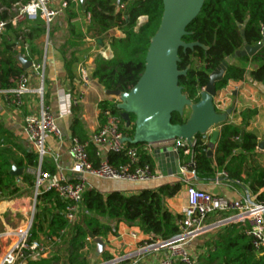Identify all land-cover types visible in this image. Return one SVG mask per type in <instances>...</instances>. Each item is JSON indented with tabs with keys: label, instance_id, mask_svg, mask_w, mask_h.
<instances>
[{
	"label": "trees",
	"instance_id": "trees-1",
	"mask_svg": "<svg viewBox=\"0 0 264 264\" xmlns=\"http://www.w3.org/2000/svg\"><path fill=\"white\" fill-rule=\"evenodd\" d=\"M28 0H0V22H4V32L0 35V91L13 89L16 80L26 75L22 71L15 57L24 52V45L29 51L28 59L38 55L32 42L46 34V28L41 20L36 19L31 25L27 20L16 27L11 20L16 16V4L24 5ZM70 4V3H68ZM123 5L122 9L119 7ZM84 15H89L87 30L96 38H104L111 52V58L98 57L95 61L92 78L105 91L115 90L121 93L128 92L138 81L144 69V59L149 41L155 34L162 15V4L158 0H84L82 7ZM145 17V22L138 25V18ZM248 19V21H246ZM243 30L244 41L241 36ZM116 30L122 37L107 36L110 31ZM264 31V0H204V5L197 18L188 26L189 34L183 38L185 43L197 42L206 47L204 51L195 48L178 52V70L189 68L185 77L179 79L182 93L193 102L198 100L199 93L208 83V75L214 71L226 58H234L244 45L254 46L262 39ZM74 40H80L73 29L69 30ZM103 47V43H102ZM18 50L20 52L18 53ZM244 63L254 65L249 72L253 82L264 86V45L252 58H244ZM75 61L70 57L65 61L66 79L74 83ZM246 70L244 67L229 65L221 83L216 85L219 91L228 81L244 82ZM44 104L47 97L44 94ZM107 101L98 106L102 112ZM111 112L119 115L116 106ZM257 115L256 109H246L239 113L241 126L225 123L219 128L218 137L213 147L212 156H207L208 142L196 137L191 158L193 171L198 178L212 177L215 173H225L227 179L245 185L253 194L256 202H264V168L249 163L250 156L256 152L257 141L253 134L242 129ZM100 120V117H99ZM133 122V118L130 117ZM184 117L172 115L171 124L181 125ZM78 121L73 118L71 123L72 137L81 143L86 142L77 131ZM123 133L131 137L133 128L122 127ZM234 138H238L235 141ZM141 148L143 145L130 146ZM87 154L95 164L94 148L89 145ZM23 161H14L19 168L34 167L37 156L34 153H25ZM10 153L0 150V191L5 188L4 181L13 179L10 176ZM107 160L114 166L127 162L124 154H107ZM140 166L154 165V160L141 153ZM181 184H164L157 189L142 190L131 196L121 193L100 194L93 190L84 193L82 205L85 228H76L66 245L70 249L65 264H88V257L81 255L85 248V240L100 239L113 233L109 226L99 223L97 217L106 218L116 223L137 225L143 234L152 238L168 240L178 232V222L181 216H173L163 208V201L174 197L180 190ZM17 190H13V195ZM40 211L36 214L37 224H32V233L44 232L41 223H47V235H57L67 226L62 216L64 204L55 193L43 194L37 197ZM50 203V208L46 205ZM88 214H94L90 217ZM67 235V234H66ZM66 242L63 237L60 245L53 248L52 255L39 262L28 264H54ZM204 253L197 254V264H264V256L256 252L251 239L245 234V226L232 223L218 229L213 238L205 243ZM193 258V257H192ZM181 264V263H176Z\"/></svg>",
	"mask_w": 264,
	"mask_h": 264
},
{
	"label": "crops",
	"instance_id": "crops-1",
	"mask_svg": "<svg viewBox=\"0 0 264 264\" xmlns=\"http://www.w3.org/2000/svg\"><path fill=\"white\" fill-rule=\"evenodd\" d=\"M63 4H66V7H63ZM50 6L58 11V15L54 18L53 22L46 31V34L32 42L31 46H33L34 51H36L38 55H34L32 59H28L29 51L27 45H24V52L21 53L20 50H18V53L20 52L18 55L32 62V73L27 72V87L29 92L22 98V107L20 109L13 108L8 101H6L5 92L9 90L0 91V150H6L10 153V158H8V162L10 164L9 173L12 177L13 174H11V171L12 168H15L16 175L12 178L16 182V189H20V186L22 185L19 177L23 173V170L27 171L28 169H34L38 165V161L36 166L26 168H19L13 164L14 161H23L25 153L35 154L27 137L23 133L22 127L24 117L28 115H35L39 111L40 97L36 93L37 90L41 89L42 91L43 104L44 94L46 95L47 104L44 105L49 108L62 132L63 139L61 142L50 139L47 142V146L51 151L58 154V167L67 180H71V175L68 172L70 161L67 150L70 139L74 138L72 137L71 128L72 119L75 118L78 121L77 131L80 133V137H83L87 142L90 136L99 128L100 110L98 106L101 102L107 101L104 88L92 78L95 61L98 57H100V52L105 51L108 58H111V52L107 46L106 39L102 38V47V43L101 45H98L97 39L87 30L88 20L82 11L83 5H81L79 0H51ZM27 16L29 18L28 22H30L29 24L31 25L35 21V14L32 10H29L27 12ZM145 20L146 19H142L141 22L144 23ZM70 29L74 30L80 40H74L73 37L70 36ZM107 36H115L118 38L122 37L121 33L116 30L110 31ZM70 57L75 61L73 68V75L75 79L73 84H70L67 81L64 67L65 61ZM244 58L249 57H234L231 59L230 64L245 68L246 75L244 82L228 81L224 88L217 91L214 104L218 112H224L227 109L232 110V114L228 117L226 123H230L235 126H241V119L239 117V113L241 111L246 109H256L257 115L253 117L242 130L246 133L253 134L256 137L258 144L264 141V93L259 92L253 87V81L249 76V72L254 69V65L244 63L242 61ZM35 65H41L39 75L34 69ZM82 73H84L88 78V82L86 84L82 82ZM79 92L82 93V99L76 107H72L71 101ZM185 113H188V111ZM215 130L219 132V128ZM211 152L213 153V148L211 149ZM249 163L253 166L264 168L263 152L257 150L256 148V152H254L249 158ZM154 165L159 171L155 161ZM42 169L49 173L52 178H54L58 172V168L54 166L50 156L43 160ZM217 174L219 173H215L212 177L210 176L207 178H196L189 174L187 175V179L183 182H180V179L175 177L166 179L163 178L162 180L139 184H131L120 181H100L88 177L86 182V191L93 190L103 195L117 192L125 196H131L142 190L157 189L164 184L180 183L181 187L178 193L174 197L163 201V208L173 216H181L184 208L186 207L185 191L186 187L189 185L194 186L197 189H201L208 194L214 196L220 195L229 200L248 199L255 202L253 194L245 185L223 178H220L218 182H215L214 177H216ZM21 193L25 194L24 197H18L23 202V200L28 197L25 196L29 194V189L27 188ZM35 193L36 192H34V196ZM16 194H18V192H16ZM46 206L50 208V203L48 202ZM233 214L234 213H228L220 216L224 219L232 216ZM217 221L219 220L214 219L213 221L207 223L211 225L215 224ZM27 224L28 222L16 228H21ZM109 227L113 233H109L103 238H100V240L104 243V251L97 259V261L99 260L97 264H101L112 258L128 254L132 252L143 240L149 238V236L143 234L139 226L134 224L127 225L123 222H112ZM218 229L205 233L207 238L205 239L204 244L200 246V249L197 248L194 250L193 248H190L193 249L190 251V255L193 258L196 257L197 254L204 253L206 250L205 243L213 238V231L216 232ZM46 232L47 224L44 228V232H36L33 236L36 238L44 235L46 236ZM90 240V247H93L96 251V247L93 243L94 239ZM2 243L6 244L8 242L2 241ZM192 246H194V243ZM94 253L91 255V258ZM162 255V252L157 251L144 253L140 257L139 264H156Z\"/></svg>",
	"mask_w": 264,
	"mask_h": 264
},
{
	"label": "built area",
	"instance_id": "built-area-1",
	"mask_svg": "<svg viewBox=\"0 0 264 264\" xmlns=\"http://www.w3.org/2000/svg\"><path fill=\"white\" fill-rule=\"evenodd\" d=\"M75 1V0H74ZM51 0H28L24 5L16 4V16L11 20L12 26L16 27L24 20H29L27 12L32 10L35 20L39 19L44 24L46 31L58 15V11L51 8ZM66 7V4H63ZM123 5L119 7L122 9ZM89 21V15H86ZM145 17L138 18V24ZM4 22H0V35L4 32ZM100 57L107 59L105 51L100 52ZM37 74L41 71V65H35ZM81 79L84 84L88 82L87 76L82 73ZM28 76H20L13 89L5 92L6 101L15 109L23 105L22 98L29 92ZM40 97L39 111L35 115H28L23 120V133L32 146L38 165L27 172L35 178V198L40 195L55 193L57 198L64 204L62 216L68 225L74 223L81 211L83 195L86 191L87 178L91 177L100 181H120L131 184L147 183L162 180L163 177L155 165L144 164L140 166L141 153L154 160V152L160 148L170 147L180 157V170L182 175L177 177L180 182L187 179V175L196 177L193 171L191 158L192 151L184 141H171L157 145H143L141 148L129 147L122 144L121 139L127 137L122 127L125 123L119 115H115L107 107L100 112L99 128L93 133L86 143H81L77 138H71L67 154L69 157L68 172L71 180H67L58 167L59 156L47 146L48 140L62 141V132L57 125L56 119L42 101L41 89L36 92ZM82 99L79 92L71 101V106L76 107ZM117 104V100L107 101ZM216 107V106H215ZM133 128V122L126 126ZM238 141V138H234ZM94 148L96 163L93 164L87 154V148ZM124 154L127 162L114 166L107 160V154ZM264 154V152H263ZM50 156L58 172L52 178L49 173L42 169L43 160ZM184 159V160H183ZM220 178L227 180L225 173H219L214 177L218 182ZM186 207L178 222V232L168 240L152 238L143 240L132 252L104 261L101 264H139L140 257L147 252H162L156 264H197L195 258L190 255L193 241L205 233L211 225L204 226L207 217L211 215H223L234 213L220 222L229 224L240 223L245 226V234L251 239L254 250L264 256V202H253L248 199L229 200L223 196L211 195L197 189L194 186L186 187ZM220 222H216L220 223ZM66 229L60 230L57 235H44L36 238L32 233V223L28 222L21 228L9 229L0 234V240L8 242V248L0 256V264H23L28 258L39 255L45 259L52 254V249L60 245ZM85 241H91L89 238Z\"/></svg>",
	"mask_w": 264,
	"mask_h": 264
},
{
	"label": "water",
	"instance_id": "water-1",
	"mask_svg": "<svg viewBox=\"0 0 264 264\" xmlns=\"http://www.w3.org/2000/svg\"><path fill=\"white\" fill-rule=\"evenodd\" d=\"M83 5L84 0H79ZM162 4V15L159 26L149 41L144 59V69L136 84L125 93L110 90L105 91L107 98L117 100L116 109L126 126H129L133 118V133L131 137H123L122 144L157 145L171 141H184L194 150L196 137L202 140L208 139L207 156H212L211 149L216 143L218 131L232 114L231 109L218 112L214 99L217 95L216 85L224 79L231 58H226L214 71L208 75V83L199 93L196 102L190 101L182 93L179 79L185 77L189 68L178 70L181 50L193 51L200 48L204 51L206 47L197 42L185 43L183 38L189 35L186 32L188 26L197 18L204 0H158ZM248 21V19L246 20ZM241 36L244 41L243 30ZM102 38L97 39L101 45ZM264 45V31L261 41L254 46L244 45L234 57L252 58ZM16 62L24 72L32 73V62L20 55L15 57ZM253 87L264 93V86L253 82ZM188 111L187 115L184 113ZM172 115L184 117L181 125L171 124ZM257 150L264 152V141L256 146ZM154 161L157 163L159 172L163 178H175L182 175L180 170V157L170 147H164L154 152ZM12 168L11 174H15ZM20 174V172H19ZM228 223L220 222L210 226L208 231L221 228ZM96 251L90 260L95 264L104 251V243L96 238L93 240ZM39 255L28 258L23 264L41 261Z\"/></svg>",
	"mask_w": 264,
	"mask_h": 264
},
{
	"label": "rangeland",
	"instance_id": "rangeland-1",
	"mask_svg": "<svg viewBox=\"0 0 264 264\" xmlns=\"http://www.w3.org/2000/svg\"><path fill=\"white\" fill-rule=\"evenodd\" d=\"M106 100L107 101H110V100L115 101V99H112V98H107ZM107 103L108 104L106 107L110 110L112 109V107L116 106V104H113L110 102H107ZM184 114L187 115V113H184ZM13 176L14 175H12V177ZM19 178H20V181L22 183V185L20 186V189H18V188L16 189V187H15L16 182L10 178V179H7L4 181V184L6 187L0 191V233H2L6 229H15L16 227L24 225L26 222H31L32 224H37L36 214L38 211H40V208L38 207L39 203L37 201V198H35V196H34V192H36L35 191L34 175L28 173L26 170H23V173L20 175ZM27 188L29 189V194H27L25 197H27V196L28 197L25 198L22 202V200H20L19 197H22V196L24 197L25 194H22L21 192L23 190H26ZM13 190H17L18 194L15 193V194L11 195L10 193L13 192ZM84 216H86V213L84 212L83 208L81 207V211L77 217V220L70 225L67 224V226L65 228L66 234H67V235L65 234L66 242L61 249V253L58 255V259H56V261H53L54 264H65V262L67 260V255L70 253V249H69L68 245H66V243H68V241L71 238V235L74 233L76 228H78V227H80L81 229L85 228ZM88 216L95 217L96 215L88 214ZM222 218L223 217L218 215V214L211 215V216L206 218V220L204 222V226L210 225L207 222L213 221L214 219H217V220H219L217 222H220L223 220ZM97 219H98L99 223L106 225V226H109L112 224V222H114V221H109L106 218L97 217ZM46 224L47 223L45 221H43V223H41V226L43 229L46 227ZM213 232L215 233V231H213ZM206 238H207L206 234H204L200 237H197L193 241L194 246H191V248H193L194 250H196L197 248L200 249V246H202L204 244ZM89 243H90L89 241L88 242L85 241V248L80 253L81 255L88 257V261H89L88 264H90L91 255L95 251L93 249V247H90ZM193 243H192V245H193ZM8 245H9L8 243H6V244L2 243V241L0 240V256L3 254V252H5ZM193 249H190V251ZM98 262H99V260L96 261L95 264H97Z\"/></svg>",
	"mask_w": 264,
	"mask_h": 264
}]
</instances>
